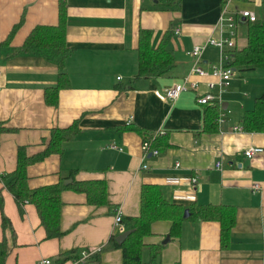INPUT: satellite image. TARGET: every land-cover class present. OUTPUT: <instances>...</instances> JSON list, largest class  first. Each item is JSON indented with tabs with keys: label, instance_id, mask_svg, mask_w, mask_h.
Listing matches in <instances>:
<instances>
[{
	"label": "crops",
	"instance_id": "crops-1",
	"mask_svg": "<svg viewBox=\"0 0 264 264\" xmlns=\"http://www.w3.org/2000/svg\"><path fill=\"white\" fill-rule=\"evenodd\" d=\"M63 2L64 43L71 50L63 68L68 82L58 89L54 104H47L44 92L56 82V65L15 49L34 26L57 23L58 0H0L1 264H35L41 258L51 264H121L120 249L107 245L110 235L119 234L113 214L120 211L127 230L124 218L138 215L142 185L155 186L164 200L189 212L175 235L169 234V221L150 225L143 242L161 245L151 264H264V152L249 159L242 153L248 146L264 148V132H247L240 124L253 99L264 100V67L233 68L229 85L218 94L224 109L212 131H204V106L196 96L216 79L189 72L192 46L201 47L199 65L205 71L228 62L207 43L208 38H229L228 29L216 25L221 0H178L174 7L162 6L161 0ZM239 9L264 20V0H231L229 12ZM244 21L237 20L230 37L234 44L225 53L245 44ZM139 29L150 30L152 47L165 39L173 55L168 73L136 76ZM185 77L197 84L196 90H184L171 101L154 94ZM74 124L76 133L57 152L25 166L30 189L62 184L61 233L47 238L34 206L22 200L19 212L4 184L19 149L34 155L46 147L52 128ZM158 131V153L145 158L143 169L140 142ZM192 175L195 190L188 185ZM96 181L104 184L100 199L88 201L75 188ZM253 185L258 189L252 191ZM207 206L233 211L223 241L218 221L191 215ZM1 212L9 226L2 228ZM81 251L87 258L74 263ZM140 259L150 264L147 249Z\"/></svg>",
	"mask_w": 264,
	"mask_h": 264
},
{
	"label": "trees",
	"instance_id": "trees-1",
	"mask_svg": "<svg viewBox=\"0 0 264 264\" xmlns=\"http://www.w3.org/2000/svg\"><path fill=\"white\" fill-rule=\"evenodd\" d=\"M162 6L174 7L178 0H161ZM58 16L55 25H36L27 34L20 47L15 52L31 53L47 61L54 63L57 67L56 82L53 86L46 88L44 101L54 104L58 89L67 86V76L63 70L64 62L70 55V48L64 43V2L58 0ZM245 44L240 48H232L227 51V64L238 71H246L258 67H264V20L255 19L249 21L244 19ZM137 68L136 76L154 77L161 76L173 67V55L165 47V39L155 47L150 45V30L139 29L137 34ZM203 128L204 131L214 130V125L222 112L221 105H203ZM241 128L247 132H264V100L262 97L253 99L252 108L242 113L240 119ZM77 131L74 125L67 128H52L49 132V140L46 147L31 156H26L19 149L16 156L14 170L6 176L5 187L16 202L18 211L21 212L22 200H26L35 208L40 225L45 231L47 238L60 235L59 223V191L62 188L60 182L30 189L26 185L25 166L29 163L39 161L49 153L57 152L63 141L71 138ZM149 138V136H144ZM159 139L150 141L151 146L159 150ZM66 186V185H64ZM69 186V185H68ZM76 189L82 191L88 201L104 197V184L102 181L78 184ZM1 209V201H0ZM184 208L175 203L164 200L158 188L153 185H142L140 190L138 215L124 218L127 229L132 232L127 235L121 243L115 241L116 235H110L107 245L111 248L120 249L121 264H145L141 262L140 253L147 249L150 264L154 263L155 257L159 255L161 245L145 244L144 237L150 234V225L159 220L169 221V234H177ZM191 215L203 219H214L219 222L220 240L223 241L233 224V211L225 206L197 207ZM123 221V219H122ZM1 226H9L8 219L1 212ZM0 242V264L3 259L4 249ZM77 256V255H76ZM75 256V257H76Z\"/></svg>",
	"mask_w": 264,
	"mask_h": 264
},
{
	"label": "built area",
	"instance_id": "built-area-1",
	"mask_svg": "<svg viewBox=\"0 0 264 264\" xmlns=\"http://www.w3.org/2000/svg\"><path fill=\"white\" fill-rule=\"evenodd\" d=\"M231 0H221L220 11L218 15V19L216 25L220 28L225 26L228 29L229 38H208L207 43L216 46L222 52V57H227V53H225V48H231L234 44L231 39L234 36V28L236 27L237 20L239 18L247 19L249 21L255 20V16L253 13L246 9H239L236 12H229L228 6ZM177 32V29H174ZM231 37V38H230ZM201 47L192 46L189 50V55L192 58V64L189 72L192 74H196L197 76H206L209 75L211 78L216 79L213 81L206 82V90L196 96V103L200 105H212L214 103H219V92H221L224 88L229 85L230 78L233 76L234 71L231 66L227 64V62H219L217 64L210 65L209 71H205L199 65V55H200ZM197 84L194 82H190L185 77L183 81L177 84H173L169 87L163 88L161 90L154 91L156 97L161 100H174L180 92L184 90H196ZM214 89L216 92H214ZM220 115L218 117V120ZM131 119V117H129ZM129 123V120L128 122ZM237 129V128H234ZM160 131L154 132L149 136V138H143L140 142V151H141V160L143 161L141 167L143 169L147 168V165L144 163L145 158L148 155H156L158 150L151 146L150 141L153 140L156 136L161 135ZM107 147L116 149L113 143L107 144ZM264 152V148L261 146H248L243 150V155L246 158H252L257 154ZM178 164L175 163V166ZM216 167H220V162H217ZM197 184L196 176L192 175L189 177L188 185L189 188L195 190ZM258 187L256 185L252 186V191L257 190ZM113 223L118 233L124 231V225L122 223L121 214L118 209L114 211L113 214ZM264 245V244H263ZM88 256L87 252L81 251L76 257H74V263H82ZM35 264H51L50 260L47 258H41L36 261Z\"/></svg>",
	"mask_w": 264,
	"mask_h": 264
},
{
	"label": "water",
	"instance_id": "water-1",
	"mask_svg": "<svg viewBox=\"0 0 264 264\" xmlns=\"http://www.w3.org/2000/svg\"><path fill=\"white\" fill-rule=\"evenodd\" d=\"M222 109H224L223 107H221ZM189 214L188 210L185 208L183 210V214H182V217L185 218L187 217ZM132 232V229H127V230H124L123 232L119 233L117 236H115V241L117 243H121L124 238L129 235L130 233ZM168 238V236H165V240ZM164 241H161V243H163Z\"/></svg>",
	"mask_w": 264,
	"mask_h": 264
}]
</instances>
